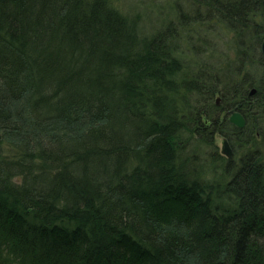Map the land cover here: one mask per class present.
Masks as SVG:
<instances>
[{
  "label": "trees",
  "instance_id": "1",
  "mask_svg": "<svg viewBox=\"0 0 264 264\" xmlns=\"http://www.w3.org/2000/svg\"><path fill=\"white\" fill-rule=\"evenodd\" d=\"M195 1L0 0V264H264V0Z\"/></svg>",
  "mask_w": 264,
  "mask_h": 264
},
{
  "label": "rangeland",
  "instance_id": "2",
  "mask_svg": "<svg viewBox=\"0 0 264 264\" xmlns=\"http://www.w3.org/2000/svg\"><path fill=\"white\" fill-rule=\"evenodd\" d=\"M114 7L120 11L129 14L131 16L139 15L141 18V30L145 35H151L156 31L165 27L170 22L175 21L177 15V5L182 9L183 12H191V9L194 8L196 1L195 0H111ZM213 32L209 33L211 39H214L216 42H220L222 51L228 52L229 43L232 42V34L221 25H213ZM231 47V44H230ZM232 54V52H230ZM254 57V56H252ZM256 70V69H254ZM257 72V70H256ZM254 76L255 73H253ZM257 85V84H256ZM257 86L252 89L256 90ZM221 100V97L217 98ZM224 114V113H223ZM238 127V126H237ZM242 128V127H240ZM216 142L219 148V151L223 154L224 141L222 136L218 135L216 137ZM234 152V150H233ZM225 155V154H223ZM226 156V155H225ZM227 157V156H226Z\"/></svg>",
  "mask_w": 264,
  "mask_h": 264
},
{
  "label": "water",
  "instance_id": "3",
  "mask_svg": "<svg viewBox=\"0 0 264 264\" xmlns=\"http://www.w3.org/2000/svg\"><path fill=\"white\" fill-rule=\"evenodd\" d=\"M261 51L264 57V40L261 45ZM219 101L220 99H218V102ZM230 112L232 114V116L230 117V121L239 127H243L245 125V119L243 118V116L239 112H236L235 110H232ZM223 154H225L227 157H233L234 155L230 143L226 139L224 140Z\"/></svg>",
  "mask_w": 264,
  "mask_h": 264
},
{
  "label": "flooded vegetation",
  "instance_id": "4",
  "mask_svg": "<svg viewBox=\"0 0 264 264\" xmlns=\"http://www.w3.org/2000/svg\"><path fill=\"white\" fill-rule=\"evenodd\" d=\"M253 91H256V90H253ZM219 103H220V101H219ZM232 110H235L236 112H239L242 116H243V114H242V112L240 111V110H238L237 108H235V107H233V108H230V109H228V110H226V111H224V114L225 115H227L228 116V119H229V121H230V117L232 116V114H231V112L230 111H232ZM243 118L245 119V117L243 116ZM231 122V121H230ZM232 123V122H231ZM233 124V123H232ZM235 125V124H234ZM245 125H246V119H245ZM244 125V126H245ZM235 126H237V125H235ZM243 126V127H244ZM239 127V126H238ZM226 138H223V141L225 140ZM227 140V139H226ZM229 142V141H228ZM231 146V145H230ZM232 148V147H231ZM232 150H233V148H232ZM235 154V153H234ZM233 157H234V155H233ZM229 158H232V157H229Z\"/></svg>",
  "mask_w": 264,
  "mask_h": 264
}]
</instances>
